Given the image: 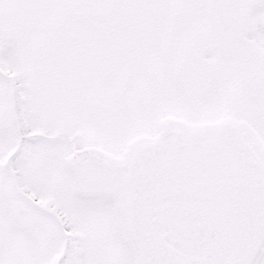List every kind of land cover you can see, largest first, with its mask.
Here are the masks:
<instances>
[{"label": "snow or ice", "instance_id": "snow-or-ice-1", "mask_svg": "<svg viewBox=\"0 0 264 264\" xmlns=\"http://www.w3.org/2000/svg\"><path fill=\"white\" fill-rule=\"evenodd\" d=\"M0 264H264V0H0Z\"/></svg>", "mask_w": 264, "mask_h": 264}]
</instances>
